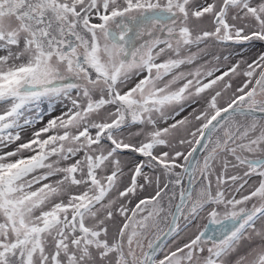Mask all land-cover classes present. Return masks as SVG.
<instances>
[{"label": "rangeland", "instance_id": "1", "mask_svg": "<svg viewBox=\"0 0 264 264\" xmlns=\"http://www.w3.org/2000/svg\"><path fill=\"white\" fill-rule=\"evenodd\" d=\"M133 3L0 0V264H140L170 226L203 130L234 108L264 113V0ZM36 15L53 41L55 23L84 22L76 31L98 40L88 51L72 31L74 56L97 60L114 88L61 65L25 29ZM15 76L20 88L4 84ZM55 82L46 110L37 92ZM195 168L200 187L154 264H264V118L228 117ZM248 212L228 242L200 241L209 219Z\"/></svg>", "mask_w": 264, "mask_h": 264}, {"label": "water", "instance_id": "2", "mask_svg": "<svg viewBox=\"0 0 264 264\" xmlns=\"http://www.w3.org/2000/svg\"><path fill=\"white\" fill-rule=\"evenodd\" d=\"M73 41L74 38L71 37ZM73 49V45L71 46L70 50ZM82 58L80 57L77 63V66L82 62ZM232 115H245L253 118H264V113L252 111V110H241L239 108L232 109L221 114L218 118H216L209 126L206 128L202 138L199 141V144L195 148L194 152L192 153L190 160L187 164L185 174H187V187L183 194L180 197L178 204L175 207L172 220L168 230L159 237L151 246L150 250L147 253L148 264H152L153 260L155 259L157 253L161 249V247L175 234L177 229V222L179 219L180 212L182 208L187 204L188 198L191 194V182L193 173L195 171V167L198 161V158L207 142L211 134L216 130V128L224 122L228 117ZM252 213L248 212L245 214L240 215L238 218H230L226 219L218 224L213 223L211 220L207 223L205 229L201 232L199 239L200 241H212L215 243H222L227 238H229L233 233H235L242 225L243 220L250 216Z\"/></svg>", "mask_w": 264, "mask_h": 264}, {"label": "flooded vegetation", "instance_id": "3", "mask_svg": "<svg viewBox=\"0 0 264 264\" xmlns=\"http://www.w3.org/2000/svg\"><path fill=\"white\" fill-rule=\"evenodd\" d=\"M124 3V2H123ZM125 8H126V5L124 4V7H123V9H122V11H124L125 10ZM44 18V16H40V15H36V16H30V18L31 19H34L36 22H37V24L38 25H41L42 23H43V18ZM29 23H31V21H28V22H25V26H27V28H25L26 30H28L30 33H31V30H30V24ZM22 25H24V23H22ZM32 34V33H31ZM44 36H45V38H48V34L47 33H45L44 34ZM71 37H73L74 38V40L72 41L71 40ZM127 39L128 38H126L125 36H123V39H122V43H121V45L124 47L126 44L124 43V42H126L127 43ZM50 40V45L51 46H53L54 47V50H55V53H56V59L57 60H59V62L61 63V65H63V57L64 56H66V55H70V57H71V60H72V62H73V60L75 61L76 60V56H74V52L75 51H77V45L79 44L78 43V41H77V39L75 38V36H72L71 35V32H70V30H66L65 32H64V35H63V37H62V39L60 40V41H53L52 39H49ZM73 45V49H71L70 50V48H71V46ZM127 52V51H126ZM125 52V55H124V58H123V60L124 59H126V57H127V53ZM54 56V55H53ZM128 56H129V53H128ZM83 58H82V62L79 64V66H77V64H76V67H75V69H74V71H76V70H79L80 68L81 69H83V68H85V67H88V66H90V65H92L93 63H92V61H90L89 60V58H88V62H87V58H85L84 56H82ZM78 60H79V58L76 60L77 62H78ZM79 63V62H78ZM148 70V69H147ZM85 72H87V71H85ZM32 75V74H31ZM63 80V78L61 77L60 78V80L58 81V82H63L62 81ZM106 81H109V80H106ZM7 82V81H6ZM58 82H55V83H52V84H49V85H45L44 87L42 86V88H40L41 90H43V91H38L37 93H39L40 95H41V100H43V99H46L45 98V96L47 97V95L49 94V92H50V90H52L53 88H55V89H63L64 88V85H61L60 87L59 86H56V87H54V86H52V85H54V84H56V83H58ZM113 88H114V86H113ZM90 90L91 91H93L92 89H91V87H90ZM95 90V89H94ZM48 91V92H47ZM47 92V93H46ZM57 94H58V92H57ZM126 94H129V92H128V90H126L124 93H123V95H126ZM37 95V94H36ZM35 95V97H39V96H36ZM122 95V96H123ZM124 99V98H123ZM121 100V99H120ZM120 100H116V101H114V103L117 105V106H119V108H120V110H121V116H128L129 115V108H127L126 107V103H125V101H123L122 100V102H120ZM125 100V99H124ZM137 99H130V107L131 108H133L134 106L136 107V106H139V104H140V102H138L137 103ZM45 103L47 102V101H44ZM47 104V103H46ZM138 104V105H137ZM133 109H135V108H133ZM115 125H120V126H123V123H115ZM222 125V124H221ZM220 126V125H219ZM219 126L217 127V129L219 128ZM216 129V130H217ZM205 130V129H204ZM204 130H203V132H204ZM215 130V131H216ZM214 131V132H215ZM203 132H202V134H203ZM214 132H213V134H214ZM212 134V135H213ZM211 135V136H212ZM210 136V137H211ZM210 139V138H209ZM208 139V140H209ZM199 140L200 139H198L197 141H196V144H195V146H194V148H193V150L192 151H194V149L196 148V146L199 144ZM207 144H208V141L206 142V144H205V146H204V148H203V150H202V152H201V154H200V156H199V158H198V161H199V159H200V157H202L203 155H205V150H206V147H207ZM193 153V152H192ZM251 153V152H250ZM233 155H234V153H232ZM191 156V155H190ZM189 161V160H188ZM198 161H197V164H198ZM188 164V163H187ZM197 164H196V166H197ZM195 170H196V168H195ZM194 173H195V171H194ZM194 173H193V177H192V182H191V196H190V198L192 197V196H195V193H196V190L198 189V187H200V185H198L197 183H193V178H194ZM187 179H188V176H187V174H184L183 175V177H182V180H181V184H180V189H179V194H183V192L186 190V187L185 188H183V184L186 182L187 183ZM222 182H219V188L220 189H222ZM194 189V190H193ZM205 189H206V191H208V195L210 196L211 194H212V190L210 189V186L209 185H206L205 186ZM200 190H202V189H200ZM260 191H261V188L260 187H258L256 190H253L252 191V193L250 194V196L253 198V196H255L256 194H257V196L260 198ZM190 198L188 199V201H187V204L182 208V210H181V212H180V215H179V220L182 218V211L189 205V200H190ZM201 198V196L199 197V199ZM179 202V201H178ZM177 204V203H176ZM195 205H197V203L195 202ZM175 208V207H174ZM251 217V216H250ZM250 217H248L247 219H249ZM236 218H238V217H236ZM235 218V219H236ZM247 219H245V220H243V223H242V225H241V227L234 233V234H232L229 238H227L224 242H222V243H215V242H212V241H206V243H208V244H212V245H214V246H218L219 244H224V243H226V242H228L229 240H231L232 239V237L234 236V235H236L240 230H241V228L243 227V225H244V223H245V221L247 220ZM179 220H178V222H179ZM212 221L213 223H215V224H217V223H220L221 221H214V220H212V219H209L208 220V222L209 221ZM223 221V220H222ZM207 222V223H208ZM207 223H206V225H207ZM206 227V226H205ZM205 227H204V229H205ZM177 229H178V224H177ZM203 229V230H204ZM177 232V231H176ZM151 247V245L148 247V248H150ZM149 250V249H148ZM140 264H148V259H147V254H146V257L144 258V259H142L141 261H140ZM152 264H154V261H153V263Z\"/></svg>", "mask_w": 264, "mask_h": 264}, {"label": "trees", "instance_id": "4", "mask_svg": "<svg viewBox=\"0 0 264 264\" xmlns=\"http://www.w3.org/2000/svg\"><path fill=\"white\" fill-rule=\"evenodd\" d=\"M122 2H124V4L126 5V7L129 9V10H134L135 9V6H134V3H133V0H122ZM137 6H139V8L137 7V9H143L144 8V5L142 3H138ZM37 13H39V11L36 10ZM31 23L30 24V30H31V33L33 36H37L35 39L36 40H43V41H46L50 44L49 42V39H52V40H55L53 35L52 34H49L48 35V38H45L43 32H44V29L42 28L44 25L45 27H48L46 25H49L50 22H48L46 20V18L44 17V21L41 25H38L37 22L34 20V19H31ZM59 23V24H58ZM58 23H55V26L52 27V29L58 33L60 32H65L66 30H70V32L72 31H76L78 29H81L84 27V22H81V23H77L75 27H72V26H69V25H66V24H61L60 22ZM77 32V31H76ZM79 38H80V43L86 47V49L89 51L90 49H92L90 47V44L93 42V43H96L97 42V37H94L92 40L88 39L85 35H83L82 33H79L77 32ZM63 37V36H62ZM111 38V37H110ZM122 39L123 37H118V38H115V40H118V41H121L122 42ZM133 45V43H130V46ZM52 48H54L53 46H51ZM63 60H66L67 62V66L68 64H71V58L70 56L66 55L63 57ZM65 63V64H66ZM93 63V62H92ZM97 63L98 61L96 60V63H93L92 65L88 66V67H85L81 70H83V72L87 73L88 76L90 77L88 79V81L90 83H96L98 81H102L104 84H107L109 86H111L113 84L114 86V81H106L105 79H103L102 77L99 76L98 74V66H97ZM29 73H32L33 71L30 70L28 71ZM20 79L18 76H15V77H12L10 78L9 80H7V82H5L4 84L6 86H9V85H14L15 87L17 88H20ZM92 86H95V84H92ZM112 95L114 94L113 92H111ZM120 100V99H119ZM118 101V100H117ZM42 103L46 106V110L48 109V105L44 102V100H42ZM104 140L110 142L109 140L105 139L104 137H102Z\"/></svg>", "mask_w": 264, "mask_h": 264}, {"label": "bare ground", "instance_id": "5", "mask_svg": "<svg viewBox=\"0 0 264 264\" xmlns=\"http://www.w3.org/2000/svg\"><path fill=\"white\" fill-rule=\"evenodd\" d=\"M194 190V189H193Z\"/></svg>", "mask_w": 264, "mask_h": 264}]
</instances>
